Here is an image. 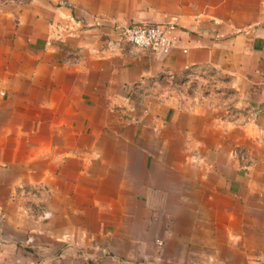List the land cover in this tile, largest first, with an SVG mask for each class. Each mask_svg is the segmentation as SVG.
<instances>
[{
	"label": "crops",
	"instance_id": "crops-1",
	"mask_svg": "<svg viewBox=\"0 0 264 264\" xmlns=\"http://www.w3.org/2000/svg\"><path fill=\"white\" fill-rule=\"evenodd\" d=\"M134 24L165 26L175 47L106 49ZM200 68L226 79L234 99L179 97L173 80ZM136 92L149 100L140 119L115 115ZM263 104L264 0H0V264L264 262ZM130 123L141 139L150 131L151 148L135 151L160 177L149 188L164 214L127 201ZM111 177L116 196L95 197ZM38 182L53 186L50 222L14 197Z\"/></svg>",
	"mask_w": 264,
	"mask_h": 264
},
{
	"label": "rangeland",
	"instance_id": "rangeland-1",
	"mask_svg": "<svg viewBox=\"0 0 264 264\" xmlns=\"http://www.w3.org/2000/svg\"><path fill=\"white\" fill-rule=\"evenodd\" d=\"M226 79H224L223 77H219L216 75L215 71H213L212 69H207V68H200L198 70H194V71H189L187 73H185L184 75L180 76L177 79H174L173 81L175 82L174 84L176 85L174 90L176 91V94L179 95V97L182 96V93L184 94V96H186L187 93L192 92L193 94L195 93V95L197 97L204 96L205 94L208 95L210 93H214V91H219L222 90L224 91L223 94L221 95L222 99L226 100L227 102H229V100L234 99V94L229 91L228 89L224 88V81ZM220 87V88H219ZM219 88V89H218ZM182 92V93H181ZM148 96L140 93V92H136L134 93L128 100V102L120 107H112V111L114 112V114L122 119H130L132 121H136L138 119H140V116H142V111H145L144 106H148L149 104V100L147 99ZM145 99H147L145 101V103H143L142 101H144ZM228 104V103H227ZM264 105V104H263ZM242 115H247L248 111L247 110H241ZM232 115L236 114V111H231ZM147 119V118H146ZM126 123L129 120H124ZM133 124V123H132ZM131 123L130 125L127 124V138L125 141V148L127 150V152L131 151V157H129L130 159V170L127 171L126 174V179H127V189H126V198L127 201L128 199H133V198H137L139 200H141L140 202V208H141V212L144 214H154V213H163L165 212V208L166 205L164 203H158L159 205H156L155 202L158 200L156 197L157 192L160 193V190L157 189H151L149 188L150 186H152L150 183L151 181H154V184L156 182L160 183V177H158V175L156 173H153L151 168V163H148L145 161L144 157H141L139 154H137V152L135 150L137 149H150L151 148V137H150V131L144 133L145 136L141 138L137 137L138 134L131 128V126H133ZM135 135V139H133L134 134ZM179 143V142H178ZM175 143L171 144L170 148H174L176 149H180L181 148V144L179 143ZM113 147H116L113 144V141L111 140L109 143H107L106 148L107 149H111ZM161 147H164V144L161 143ZM233 155H238L242 161L244 162L247 159V154L246 151L243 148H236L233 151ZM164 159V158H161ZM147 165V166H146ZM146 168V170L144 169L143 172H139L138 170H141V168ZM116 175L111 173V176ZM138 183H136V182ZM140 181V182H139ZM116 185V180L115 178H110L109 181V185H103V188H99L98 186L93 187L94 189V196H105V197H113L116 196L115 194V186ZM98 188V189H97ZM86 191L84 189H81L78 197L75 195V197H77L80 201L81 199L79 197H83L85 196ZM53 186L50 185L48 186L46 183L44 182H38V183H32V184H20L17 188V190L14 191V197L17 199H22L26 202L25 207L28 211H30L32 213V215L35 217H39L41 214H43L44 212L49 213L50 217L48 219L45 220V222H50L53 219L52 216V210L54 208V196H53ZM160 197V195H159ZM159 201V200H158ZM160 202V201H159ZM21 206V205H20ZM19 206V207H20ZM74 206H76L78 209H84L85 206L81 205V203H76ZM127 211L129 212H133L134 211V207L133 204H127ZM99 208L94 209L93 212L98 211ZM25 210V209H24ZM158 215V214H157ZM157 218H162V217H157ZM164 218V217H163ZM162 218V219H163ZM163 229L165 228L166 225V221L163 219ZM173 221V220H172ZM170 220V224H168V227H173V229H175L177 231V229H181L183 227V222L179 221H173L172 222ZM211 221H206V225H209ZM213 222V221H212ZM192 223V222H191ZM259 223V222H258ZM188 224V222H187ZM264 224V222H263ZM262 222L258 224V226H262L263 225ZM186 225V224H185ZM213 227L215 224H212ZM263 227V226H262ZM208 228V226H207ZM187 231V230H185ZM195 237L192 238V236H190L191 242L193 243H198L199 242V238L196 234H194ZM189 239V238H187ZM193 239V240H192ZM223 239V238H222ZM263 238H254L252 237L250 239L251 243H257V241L261 242ZM206 243L207 244H211L213 243V238H206ZM207 256H213V254H206ZM228 256L230 255V253H225L222 254L223 256ZM262 254H253L248 255V258L246 257L245 254H238L237 255V259L238 261H245L246 258L249 260V258L253 259L255 264H264V262L262 261L263 259L261 258Z\"/></svg>",
	"mask_w": 264,
	"mask_h": 264
},
{
	"label": "built area",
	"instance_id": "built-area-1",
	"mask_svg": "<svg viewBox=\"0 0 264 264\" xmlns=\"http://www.w3.org/2000/svg\"><path fill=\"white\" fill-rule=\"evenodd\" d=\"M175 39L169 37L168 30L162 25H130L119 30L116 39L107 43L106 49L111 52L129 48L134 51L166 52L174 48ZM49 213H43L38 218L45 221Z\"/></svg>",
	"mask_w": 264,
	"mask_h": 264
}]
</instances>
